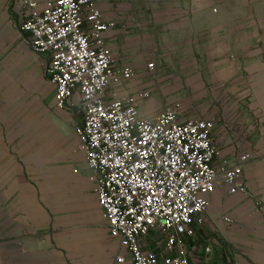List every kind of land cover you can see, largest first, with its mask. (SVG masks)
I'll list each match as a JSON object with an SVG mask.
<instances>
[{
  "label": "crops",
  "instance_id": "obj_1",
  "mask_svg": "<svg viewBox=\"0 0 264 264\" xmlns=\"http://www.w3.org/2000/svg\"><path fill=\"white\" fill-rule=\"evenodd\" d=\"M25 1L0 0L1 17L23 20ZM95 2L104 20L114 23L104 38L117 66L130 65L136 72L128 82L108 87V98L149 90L150 97L141 103L149 116L179 101L161 107V99L208 98V113L195 117L215 121L216 163L235 164L250 155L243 173L248 193L230 194L219 187L211 194L204 223L186 242L190 264H264V0ZM149 62L156 68L147 72ZM80 100L76 94L73 105L58 109L76 111ZM183 109L185 118L194 114ZM83 154L75 162L70 214L54 218L35 188L18 191L0 207V264H131L105 228ZM164 244L156 232L143 240L145 249L160 253ZM74 246L81 251H73ZM120 257L125 261L119 262Z\"/></svg>",
  "mask_w": 264,
  "mask_h": 264
},
{
  "label": "built area",
  "instance_id": "obj_2",
  "mask_svg": "<svg viewBox=\"0 0 264 264\" xmlns=\"http://www.w3.org/2000/svg\"><path fill=\"white\" fill-rule=\"evenodd\" d=\"M25 4L21 30L32 51L46 57L57 108L73 105L76 94L83 102L75 132L111 236L131 264H190L186 242L204 223L211 194L219 187L248 193L243 173L250 155L235 164L216 163L214 119L185 118L179 101L149 116L141 110L149 90L108 98V87L128 82L136 72L130 65L117 66L104 38L114 23L104 20L95 0ZM147 67L153 70L155 63ZM152 232L165 243L161 253L143 247Z\"/></svg>",
  "mask_w": 264,
  "mask_h": 264
},
{
  "label": "rangeland",
  "instance_id": "obj_3",
  "mask_svg": "<svg viewBox=\"0 0 264 264\" xmlns=\"http://www.w3.org/2000/svg\"><path fill=\"white\" fill-rule=\"evenodd\" d=\"M24 18L0 15V207L12 202L18 191L35 188L55 218L71 213L75 162L84 157L75 132L83 102L76 111L57 108L56 87L46 76V61L32 51L21 30ZM149 76L154 79V74ZM174 100L193 111L191 117L208 113V98L158 101L163 107ZM89 229L90 225L85 227V233ZM80 247L74 246L73 251H81Z\"/></svg>",
  "mask_w": 264,
  "mask_h": 264
}]
</instances>
